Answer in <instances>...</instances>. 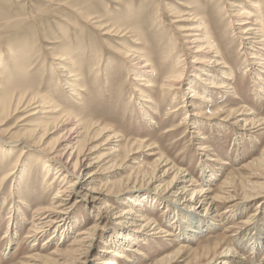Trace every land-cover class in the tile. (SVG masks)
<instances>
[{
    "label": "rangeland",
    "instance_id": "374dc122",
    "mask_svg": "<svg viewBox=\"0 0 264 264\" xmlns=\"http://www.w3.org/2000/svg\"><path fill=\"white\" fill-rule=\"evenodd\" d=\"M250 1L243 0L248 8ZM232 2L233 0H0V98L25 90L40 96L54 95L53 99L59 110L73 109L88 123L108 126L119 133V138L112 144L102 139H93L87 143L86 146H96V149L93 153L87 152L85 163L92 162V165L85 169L88 172L82 174L83 184L68 193L66 201L61 203L64 210L56 216L50 227L34 239L26 238L25 235L31 230L37 211L41 206L53 203L58 188L65 189L74 182V178L65 170L61 171L68 176L64 180L59 175V179L57 177L53 180L56 170L50 171L45 177L46 164L54 169L60 167L55 162L46 160L33 148H28L26 142L20 139L22 133L41 122L38 117H31L19 123L26 117L29 109L25 113H19L9 127L2 130L4 132L0 136L3 141L18 143L11 146L0 141V264H97L105 258L102 253L104 249L111 246L114 248L112 242L119 237L123 228L138 227L139 220L145 216L155 221V224L144 229L153 234V229L160 227L170 231V236H148L145 242L140 241L136 245L141 254L126 253L133 262L116 258L119 264H158V261L165 258L163 264H204L205 260H196L198 254L202 249L208 250L216 246L223 248L222 250L235 247L243 264H264V189L251 193L255 199H243L246 195L243 192L247 190L249 183L258 184L263 181L253 177L254 173L261 172L252 166L264 159V95L256 92L257 76L253 75L256 71H246L249 57L244 53L246 45H242V42H246L241 40V35H236V28L232 27L235 12L239 9L232 7ZM260 2L263 8L261 18L264 20V0ZM175 11L180 14H174ZM82 16L96 17L106 25H120L131 33L125 34V37H117L113 33L104 35V31ZM199 18L207 21L214 40L221 44L222 53L229 65L227 73L233 69L232 83L237 90V98L235 95H227L224 90L218 92L213 89L209 98L212 103L199 102L195 96L192 97L189 84H193V75L202 65L194 58L193 46L189 45L193 34L184 30ZM55 42L58 43L54 44ZM260 47L262 46L256 48L257 51L264 53V47ZM136 49H142L140 52L144 59L148 60L150 57V64L159 75L156 80L158 84L164 76L168 77L171 73L175 77V72L180 69L183 72L180 84L183 85L177 83L178 86H174L170 95L166 88L147 89L146 82L138 79L142 70L140 68L146 63L136 65V60L131 61L134 59V52L125 54ZM60 55H67L73 60L71 66L76 68L78 80H84L82 90L78 91L79 97L73 98L69 89L63 85L66 73L62 72V63L57 60ZM202 58L205 62L208 57ZM181 59L182 63L179 62ZM67 69L71 68H65V71ZM203 85L196 84L201 92L205 86ZM205 87L211 89L209 85ZM140 90L148 91V95L154 100V105L148 104L151 109H143L144 105H140ZM201 105L206 108L205 114L196 118L188 116L191 121L185 117L186 110H197ZM217 107L225 111H218ZM244 107L254 114L248 117L261 121L262 126H245L244 117H227L228 108L240 110L245 109ZM211 111L216 113L210 116ZM146 112L151 115L153 122L145 117ZM195 119L202 121L200 127ZM195 126L199 127L200 134L194 133L198 129ZM72 127L69 124L64 129L53 131L55 133L50 135L48 143L55 145L64 136L66 138V132ZM174 127L177 129L167 135V130ZM125 140L142 142L151 149L148 151V148L135 145L127 150L132 153L122 166L105 169L109 161L105 157L111 152L109 148L119 143L123 146ZM203 145L207 146V152L201 151L200 147ZM160 148L164 156L174 161L178 168L193 176L196 181L203 182L198 163L205 162L208 165L206 173L211 195L225 193L224 188L229 186L227 182L231 181L235 185V192L232 193L234 199L225 204H217L216 213L208 219L215 225L208 229L206 227V231L195 235L192 241L181 239L179 231L172 228L176 207H182L183 204L181 192L175 194L174 189L164 190L162 186L165 183L149 184L140 174V166L153 164ZM22 151L24 156L19 159ZM203 153L206 155H202ZM99 157L101 160L105 159L99 163L96 161ZM87 173L92 174L93 178H84ZM11 176L21 179L18 182V197L10 196L16 190ZM130 176L131 181L128 182ZM172 176L166 177L164 181H170ZM260 177L264 178V173ZM87 180L92 182L89 187L86 185ZM181 182L182 178L175 182L178 188L187 185H181ZM205 185L204 183L203 186ZM155 186L157 187L154 188ZM192 188L189 187V190ZM139 194L155 197L157 203L155 207H149L144 202L147 206L138 212L140 217H135L136 222L132 224L131 221L134 220L126 213L122 214L121 206L128 198ZM93 197L100 198L101 204L100 201L94 202ZM15 204H19V211L15 215L18 238L6 249L4 233L9 226L12 215L10 211ZM52 235L55 236L53 240L48 239ZM255 236L261 238L258 249L251 246L253 243L250 239ZM181 248L184 249L183 252L178 251Z\"/></svg>",
    "mask_w": 264,
    "mask_h": 264
},
{
    "label": "bare ground",
    "instance_id": "6f19581e",
    "mask_svg": "<svg viewBox=\"0 0 264 264\" xmlns=\"http://www.w3.org/2000/svg\"><path fill=\"white\" fill-rule=\"evenodd\" d=\"M247 5L246 3L243 2V0H233L232 7H236L239 9L235 12V20L232 22L233 23L232 27L236 28L235 29L236 35L237 34L241 35V40H244L246 42V43L242 42V45H246L243 48L244 53L247 55V57H249L248 58L249 64L246 68V71L247 72L256 71L253 74L257 76V78L255 79L256 80L255 83L257 82L256 92L259 95H264V53H262L261 51H257L258 46L264 47V20H262L261 18L263 15V8L260 0H251L249 2L250 5L249 8ZM175 12L176 13L174 14H180V12L177 11ZM88 16H82V17H84L87 21H89L90 24H92L93 26L95 25L98 29L104 31L105 32L104 35H109L113 33L114 36L125 37L127 36L125 34L131 33L128 32L126 29H123L120 25L117 24L106 25L105 22H104L105 24L101 23L98 20V18L96 17L89 18ZM195 18H197V16ZM87 21L86 24L88 23ZM258 25H260V28H258ZM208 26L209 25L207 24V21H204L199 18L195 22V24L186 26V30H184V32L186 33L193 34V36H190L192 37V39L189 41V45L193 46L192 54L195 56L194 58H196V61H200L198 63H201L202 65V67L199 66L197 68L195 74L193 75L194 79L191 82L193 84H189V89L191 90V93H193L192 97L195 96L199 102L210 101L209 98L211 96L212 89L215 91L224 90L227 95L231 94L235 96H236L235 91H237L235 90V87L233 86L232 83L234 81V78L232 77L234 76L233 69L230 70L231 72L229 74L227 73L228 72L227 69L229 68V65L226 61L225 55L222 53L220 46L221 44H219L214 40V35ZM193 32H197V33H193ZM49 43L51 44V42ZM57 43L55 42L54 44ZM140 51H142V49H136L134 51L130 50L125 52V54L128 55L129 52H134L132 54V57L134 59L131 61L136 60L138 62V64L136 65H141L143 63H146L144 66L140 68L144 71L141 72L142 71L141 70L139 72L140 76H138V79L140 78V81L142 80L146 82L145 84L147 85L145 87L147 89L151 88L153 90L159 88L164 90V88H166V90L168 91V95H170L174 86L175 85L178 86L177 83H179L180 86L183 85L180 84L181 83L180 81L182 80V76H183V72L180 69L175 72L176 74L175 77L171 73L169 74L168 77L164 76V78L160 80V83L158 84L156 80L159 79V75L154 70V67L150 64L151 63L150 57L149 58L147 57L148 60L144 59ZM204 56L208 57L205 60V62L203 61L202 58ZM70 59L71 58L68 57L67 55H60V57L57 58V60H59L62 63L61 65L63 70L62 72L66 73L63 85L69 89V94L72 95L73 98H75V96L79 97L78 91L82 90L83 88L82 83L84 80H78L79 74L76 72L77 71L76 68H72L71 64H73L74 62L73 60ZM179 62L182 63L183 60L181 59L179 60ZM68 65L70 66L66 67ZM180 67H182V65ZM65 68H71V69H67L65 71ZM78 83L80 84L78 85ZM196 84L200 86L201 84L202 85L204 84L205 86L209 85L211 89L210 88L208 89L203 85L205 88L202 86L203 91L201 92L199 91V88L196 86ZM53 96L54 95L40 96L37 94L29 93V91L25 90L18 92L16 91L8 96H3L2 98H0V134L1 132H4L2 130L9 127L11 121L19 113H25L29 109L30 111L27 112L26 117H24L19 123L25 122L27 121V119H31V117H38V119L41 122L33 126V128H31L30 130H26L24 133H22L20 139L26 142L25 145H27L28 148H33L35 151H38L40 154L44 156L46 160L50 161L51 163L55 162V164H57L61 168L60 169L56 167L54 169L50 167V164L49 165L46 164L44 166V168H46L45 177L50 173V171L56 170L55 178L53 179L54 181L57 179L58 175L62 177L61 178L62 180H64L66 177H68L67 176L68 173L69 176L71 175V178H74V180H72L74 182L72 184H69L65 189L62 187L58 188L57 196L53 199V203L49 204L48 206H41L40 208L38 207L39 211H37V215H36L37 218L32 220L33 221L32 228L25 235L26 238L36 239L37 236L44 231V229L50 227L51 224L56 219V216H58V214H60V212L64 210L62 209V207H64L62 206L63 204L62 202L66 201L65 199L66 197H68V193H70V191H72L76 186L83 184L82 174L88 172V170L85 169H89V167L92 165V162H90L89 164L85 163L88 155L87 152L93 153L92 151L96 149L95 148L96 146L95 147L86 146L87 143H89L93 139L96 140L102 139L104 140V142H108V144L109 143L112 144V142H115L114 141L115 139L119 138V133H117V131H113L112 128L108 126L105 127V126H98L97 124H92V123L90 124L85 119L80 118L73 109L70 111L66 109L59 110L58 109L59 107L56 105ZM139 96L142 97V99L139 100L142 102L140 105H144L143 109H151L148 104H153V105L155 104L154 100L148 95V91L144 92L140 90ZM173 97H175V95H173ZM210 102L212 103L213 101L211 100ZM183 107L186 106L184 105ZM220 109L221 107H219L217 110L225 111V109L224 110H220ZM205 111L206 108L201 105L199 108H197V110H192V111L186 110L184 115L186 118H189L188 116L196 118V117H200L201 114H205ZM226 112L229 115L227 117H233V116H237V118L244 117L243 121L245 122V126L249 125L250 127L252 126L254 127L257 125L258 126L264 125V124L260 125L261 121L259 122L252 119L251 117H248L254 114L250 113L252 112V110H248L247 108L245 109L241 108L240 110L228 108ZM215 113L216 112L211 111L210 116H212V114ZM145 117H147L148 120L150 119L149 120L150 122H153L152 121L153 119L149 113L146 112ZM198 120L199 119H195V122ZM201 122L202 121L197 122L198 123L197 125H199V127L200 124H202ZM69 124L72 125L73 127L66 132L67 133L66 138L64 136V138L58 140V142L55 145H51L48 143V138L50 137V135H52V133H55L53 131L64 129ZM199 127L198 129L195 130L194 133L200 134V132L198 131ZM176 129L177 127H174L170 130L168 129L167 135L168 133L174 132ZM13 130L15 129L13 128ZM73 135H75V138H73ZM0 141L5 142L7 143V145H11V146H15L18 143V141H15L13 143H8L6 141H3V138L1 136H0ZM135 145H140L142 148L144 147L148 148L147 149L148 151H150L151 149L148 146L146 147L142 142L132 143L131 141H127V140L124 141L123 146H120V143L116 144L115 147L111 146L109 148V150L111 151L110 154H108L105 157L107 160H109L105 169L109 170L122 166V163L126 161L132 153V151L129 152L127 150H130V148L134 147ZM200 148H202L201 151L203 152L208 151L206 145H203ZM122 149L124 150V152ZM155 151H159V150L155 149ZM19 155H20L19 159H21L24 156V152L22 151ZM202 155H206V154L203 153ZM100 157L96 159V161L99 163H101V161L105 159L103 158L101 160ZM156 157L157 158L154 160L153 164L141 165L140 168L138 166V168L140 169V174L144 179H146V182L147 181L149 182V184L154 185L156 183H160L159 185H162L163 183H165L162 186L164 190L174 189L176 190L174 192L175 194H179L181 192L180 196L183 195L181 197V202H183V204L182 207L180 206L176 207V211L174 212L173 215V220H175V222L172 224L174 225L172 226V228L175 227V229L179 231L178 234L181 239L184 240L187 238L188 241H192L191 239L193 237H196L195 235H197L201 231L202 232L206 231V227L208 229V227L215 225L213 221L210 222L208 221V219L210 217L212 218L213 214L216 213V208L218 209L217 204H225L231 202L232 199H234L232 193L235 192L233 189L235 185L231 181L227 182L226 184H228L229 186H227V188H224L225 193L211 195V189L210 187L208 188L209 185L208 174L206 173L208 171V165L205 162L202 161L198 163V166L203 174L201 178V180H203L202 182V181L194 180L193 176L187 174L184 170L182 171L180 168H178L174 161H171L168 157L162 154V150L159 152V154H157ZM211 161L214 160L211 159ZM110 164L111 166H108ZM257 164L258 165L253 164L252 167H255L258 170H260L261 173H254L253 177L263 181L261 183L259 182L258 184L249 183L247 190L243 192L244 194L246 193V195L243 196L244 197L243 199L246 198L247 200H249L250 198L255 199L254 195L251 193L264 189V178L260 177V175L264 173V159L263 160L261 159V161L258 162ZM62 170H65L67 174L65 175L64 173H62L61 172ZM91 175L92 174L87 173V175L84 178L89 177V179H92L93 175L92 176ZM170 175H173L171 180L165 182L164 179L166 177H169ZM211 175L213 176V173ZM131 177L132 176L129 177L128 182L131 181L130 180ZM180 178L183 179L181 185L182 184H187V185L185 186L183 185L182 187L178 188V184H175V182L177 180H180ZM214 178L215 177L213 176V179ZM20 180L21 179H16L14 176L12 177V181L14 182V186L16 190L10 194L11 197L14 196L18 197L16 195L18 190H20L19 188L20 186L18 185V182L20 183ZM89 181L90 180L86 181L87 183L86 185L88 187L90 186V183H92ZM204 183L206 184L205 186H203ZM157 186H155L154 188H156ZM160 187L161 186H159V188ZM189 187H193V188L189 190ZM249 189H251L250 190L251 192L249 191ZM93 201L94 202L100 201V198L93 197ZM144 202H146V204H148L149 207H155L157 200L155 197H149V195L148 196L146 195L145 197V195L139 194V196L130 197L128 198V200L124 201L122 204L123 206H121L123 208L121 209V212L122 214L126 213V215L131 216L132 220H134L131 221L133 224L136 222L135 217H140L138 216V212L142 210L143 207L146 205L144 204ZM18 207L19 204H15L12 207L13 210L10 211V214L12 213V215L10 216L9 226L7 227L4 233V239L6 240V246H7L6 249L9 248V246L12 245L18 238L17 235L18 231L16 229L17 221L15 220V215H17L16 213L19 211ZM125 207H129V209H125ZM164 208H166V206ZM58 209L59 212H57ZM195 209H197V211ZM139 222L140 225H138V227L123 228V231H121L119 237L112 242L114 248L112 249L111 246V248L104 249L102 253L105 255V258H102L97 264H119L116 258L123 259L128 263L133 262L132 258L128 256V254L126 255V253L129 252L134 254H141L140 250H138L136 246L138 245V242L140 241L145 242L148 236L155 237L156 235L166 234V236L169 237L171 234L169 233L170 231L163 230V228L160 227L153 229L154 231L153 234L151 232L149 233L148 229L146 230L144 228L146 227L151 228L152 224H155V221H152L151 219L147 218V216L143 217L141 220H139ZM54 237L52 235L48 239L53 240ZM260 239L261 238H258L257 236L250 239L253 243L251 246H253L254 249H256L259 246ZM206 249L205 250L202 249L203 251L200 254H198L196 260L201 262L205 260L204 264L205 263L220 264L221 262H222L221 264H243L241 260L242 258L237 256L238 251H236L235 247H228L225 250H222L223 248L219 246H216L208 250ZM178 251L183 252L184 249L181 248ZM165 260L166 258L158 261V264H163ZM168 264H173V263L170 262Z\"/></svg>",
    "mask_w": 264,
    "mask_h": 264
}]
</instances>
